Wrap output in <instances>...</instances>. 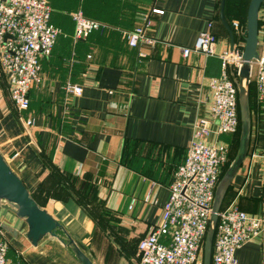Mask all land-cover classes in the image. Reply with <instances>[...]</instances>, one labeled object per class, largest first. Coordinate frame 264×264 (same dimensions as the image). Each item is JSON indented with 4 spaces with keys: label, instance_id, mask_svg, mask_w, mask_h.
Instances as JSON below:
<instances>
[{
    "label": "crops",
    "instance_id": "obj_1",
    "mask_svg": "<svg viewBox=\"0 0 264 264\" xmlns=\"http://www.w3.org/2000/svg\"><path fill=\"white\" fill-rule=\"evenodd\" d=\"M249 1L225 0L233 47L243 48ZM49 2L50 22L61 33L51 54L40 60L43 80L30 89L27 110L15 108L0 70V153L39 206L96 264H139L138 240L160 218L193 125L199 117L210 119L207 81L220 76L218 54L230 48L220 0ZM77 10L109 28L75 40L71 14ZM262 13L264 3L259 17ZM146 14L151 22L147 34L155 42L130 47L123 30L141 25ZM208 23L217 37L216 54L191 50L184 57L181 48L193 47ZM228 73L233 78L231 66ZM66 82L80 85L82 93L66 95ZM211 129L207 143L229 145V155L237 151L236 134H217L212 122ZM262 149L264 104L258 101L251 108L247 155L221 207L233 202L264 218V161L256 156ZM55 173L61 181H55ZM0 222L17 233L0 228L11 261L79 264L58 237L46 235L32 245L25 236L26 222L12 211L0 207ZM235 258L236 264H264V227L235 251Z\"/></svg>",
    "mask_w": 264,
    "mask_h": 264
},
{
    "label": "built area",
    "instance_id": "obj_2",
    "mask_svg": "<svg viewBox=\"0 0 264 264\" xmlns=\"http://www.w3.org/2000/svg\"><path fill=\"white\" fill-rule=\"evenodd\" d=\"M49 1L0 0V70L7 78L9 95L18 111L29 108V91L43 80L40 60L51 54L61 33L50 22ZM151 11L163 12L158 8ZM71 17L75 40L95 31L104 33L109 28L107 24L85 16L81 10L74 11ZM150 24L146 14L141 25L123 30L127 44L130 47L153 44L155 39L147 34ZM233 27L239 30V22L233 21ZM259 34L258 54L250 63V77L254 76L257 100L264 104V13L259 17ZM216 41L211 23H208V28L199 32L193 47L181 48L182 55L187 57L191 50L214 55ZM242 50V47L234 46L218 54L221 59L220 76L207 81L211 94L210 119L199 117L193 125L185 159L174 172L169 197L161 206L160 218L138 240L139 264H199L201 261L215 188L230 154L229 145L207 143L205 138L213 132L211 122L215 124L217 134H235L239 129L235 79L243 63ZM229 66L233 68V78L229 76ZM63 90L66 95L82 93L80 85L70 82L63 85ZM26 123L31 124V120H26ZM256 156L264 161V149ZM263 227L264 218L249 215L233 202L221 207L211 264H236L235 251L258 236ZM7 250V241L0 237V264H19L7 257Z\"/></svg>",
    "mask_w": 264,
    "mask_h": 264
},
{
    "label": "water",
    "instance_id": "obj_3",
    "mask_svg": "<svg viewBox=\"0 0 264 264\" xmlns=\"http://www.w3.org/2000/svg\"><path fill=\"white\" fill-rule=\"evenodd\" d=\"M264 0H250L248 3L242 50L243 63L235 79L238 91L239 142L234 158L219 179L212 202L209 224L203 242L202 264H211L212 245L218 219V211L233 176L245 159L249 147L251 131V107L249 99L250 63L257 57L259 41V9ZM225 0H220V17L230 36V49L234 45V35L224 19ZM0 207L6 208L23 218L27 224L26 238L36 245L44 236L58 237L73 253L79 264H96L76 243L64 226L46 209L39 206L21 178L9 167L0 153ZM0 228L16 236V231L0 222ZM62 231L63 236H58Z\"/></svg>",
    "mask_w": 264,
    "mask_h": 264
},
{
    "label": "rangeland",
    "instance_id": "obj_4",
    "mask_svg": "<svg viewBox=\"0 0 264 264\" xmlns=\"http://www.w3.org/2000/svg\"><path fill=\"white\" fill-rule=\"evenodd\" d=\"M250 87H251V92H252L251 100H252V104L254 105L258 102L257 96H256L255 85H254V76L250 77ZM232 153L235 155L234 151ZM229 158H230V155H229ZM55 181H57V182L61 181L56 173H55ZM199 264H202V258H201V261L199 262Z\"/></svg>",
    "mask_w": 264,
    "mask_h": 264
},
{
    "label": "trees",
    "instance_id": "obj_5",
    "mask_svg": "<svg viewBox=\"0 0 264 264\" xmlns=\"http://www.w3.org/2000/svg\"><path fill=\"white\" fill-rule=\"evenodd\" d=\"M264 3V2H263ZM262 3V4H263ZM107 25H108V23H107ZM251 98H252V92H251V87H250V83H249V99H250V107L252 108V106H253V104H252V100H251ZM239 128H240V124H239ZM239 130L240 129H238V131L235 133L238 137H239ZM237 149V148H236ZM236 152V151H235ZM234 152V153H235ZM233 157H234V154H232V155H230V158H229V160H228V162L225 164V166H224V169H223V171H222V173H221V176L223 175V173H224V171L226 170V168L228 167V165H229V163L231 162V160L233 159ZM221 178V177H220Z\"/></svg>",
    "mask_w": 264,
    "mask_h": 264
}]
</instances>
